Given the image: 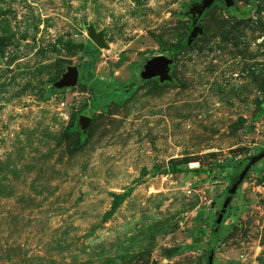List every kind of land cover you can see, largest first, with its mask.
I'll return each mask as SVG.
<instances>
[{
    "label": "rangeland",
    "instance_id": "374dc122",
    "mask_svg": "<svg viewBox=\"0 0 264 264\" xmlns=\"http://www.w3.org/2000/svg\"><path fill=\"white\" fill-rule=\"evenodd\" d=\"M204 1L0 0V264L209 263L264 150V0ZM230 207L213 264H264V159Z\"/></svg>",
    "mask_w": 264,
    "mask_h": 264
},
{
    "label": "water",
    "instance_id": "95a60500",
    "mask_svg": "<svg viewBox=\"0 0 264 264\" xmlns=\"http://www.w3.org/2000/svg\"><path fill=\"white\" fill-rule=\"evenodd\" d=\"M214 1L216 0H205L201 5V12H203L206 7L208 8ZM218 1L225 2L227 7H231L234 5L233 0H218ZM88 32L90 38L94 41V43L98 47L100 48L108 47V45L105 42V32L103 31L97 32L96 28L93 25L88 27ZM172 63H173L172 59H169L164 56L153 58L140 69V78L144 81L159 79V81L162 83L169 81L171 79L169 73H170V65ZM78 77H79V73L77 70H70L69 73L63 77V79L55 83V87L62 89L65 87L73 86L78 82ZM263 159H264V151L251 158L250 162L246 165L245 169L239 174L238 178L229 185L228 187L229 194L234 195L237 193L238 189L244 182L251 168L254 167L260 161H262ZM230 203H231V199L228 198L223 202V205L217 217L218 225L222 224L225 215L227 213V210L230 206ZM214 255H215L214 252L210 254L208 264H213Z\"/></svg>",
    "mask_w": 264,
    "mask_h": 264
},
{
    "label": "trees",
    "instance_id": "16d2710c",
    "mask_svg": "<svg viewBox=\"0 0 264 264\" xmlns=\"http://www.w3.org/2000/svg\"><path fill=\"white\" fill-rule=\"evenodd\" d=\"M233 166L235 167V176L238 175V172L242 171L243 170V165L244 163L241 162V163H232ZM225 165H222L220 164L219 165V168L222 169L224 168ZM242 167V168H241ZM236 194L232 195V194H229V192L227 191L226 192V196L228 199H231L235 196ZM229 209H231V207L229 206ZM199 223H203L202 220L198 219L197 220ZM196 221V222H197ZM208 225L210 226V233H209V238H208V241H207V244H208V247H209V253H213L217 247V244L219 242V234H220V225L217 224V218H214V219H210L209 222H208ZM205 230L202 228L200 230V234H204Z\"/></svg>",
    "mask_w": 264,
    "mask_h": 264
},
{
    "label": "flooded vegetation",
    "instance_id": "af4514ba",
    "mask_svg": "<svg viewBox=\"0 0 264 264\" xmlns=\"http://www.w3.org/2000/svg\"><path fill=\"white\" fill-rule=\"evenodd\" d=\"M263 151H264V150H263ZM251 158H252V157H251ZM251 158H249V159L245 162V166L250 162ZM238 176H239V175H236V176L233 178V180L231 181V183H232L233 181H235V180L238 178Z\"/></svg>",
    "mask_w": 264,
    "mask_h": 264
}]
</instances>
